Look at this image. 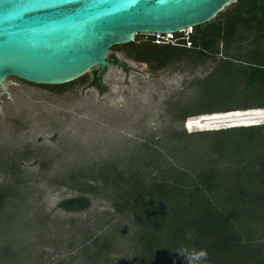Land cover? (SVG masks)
Masks as SVG:
<instances>
[{
	"label": "rangeland",
	"instance_id": "374dc122",
	"mask_svg": "<svg viewBox=\"0 0 264 264\" xmlns=\"http://www.w3.org/2000/svg\"><path fill=\"white\" fill-rule=\"evenodd\" d=\"M110 54L128 71L111 64L102 74L103 91L88 80L56 94L14 77L0 88V191L6 197L0 207V264H137L138 222L117 212L109 180L117 172L147 173L165 148L176 154L168 139L173 131L188 135L236 126L202 129L211 122L200 120L205 116L185 123L174 118L196 96L212 60L152 72L121 51ZM256 112L264 110L241 113ZM230 114L237 113L225 115ZM79 195L90 200L86 211L57 207Z\"/></svg>",
	"mask_w": 264,
	"mask_h": 264
},
{
	"label": "trees",
	"instance_id": "16d2710c",
	"mask_svg": "<svg viewBox=\"0 0 264 264\" xmlns=\"http://www.w3.org/2000/svg\"><path fill=\"white\" fill-rule=\"evenodd\" d=\"M160 37L162 42L157 43L156 35H136L134 41L110 51H121L152 72L180 62L198 65L212 60L211 71L198 82L196 96L177 111V122L264 110V0H236L186 37L182 32L173 34L176 42ZM108 59L114 65L120 62L113 54ZM97 71L93 70L91 79L85 74L66 84L35 85L62 94L89 80L103 91L104 71ZM257 121L188 135L173 131L168 139L175 142L176 154L165 148L161 160L147 165V173L141 169L126 175L117 172L109 180L118 196L117 212L133 215L138 222L137 264H187L177 254L182 246L206 249L205 264H264V123ZM186 148L191 153H185ZM5 200V192L0 191V207ZM57 207L79 213L90 207V200L79 195L60 201Z\"/></svg>",
	"mask_w": 264,
	"mask_h": 264
},
{
	"label": "water",
	"instance_id": "95a60500",
	"mask_svg": "<svg viewBox=\"0 0 264 264\" xmlns=\"http://www.w3.org/2000/svg\"><path fill=\"white\" fill-rule=\"evenodd\" d=\"M234 2L0 0V88L9 77L37 85H61L96 67L101 73L111 65L110 48L128 44L136 35L191 30L210 22Z\"/></svg>",
	"mask_w": 264,
	"mask_h": 264
},
{
	"label": "clouds",
	"instance_id": "9594fccd",
	"mask_svg": "<svg viewBox=\"0 0 264 264\" xmlns=\"http://www.w3.org/2000/svg\"><path fill=\"white\" fill-rule=\"evenodd\" d=\"M237 113V112H236ZM241 113V112H238ZM220 115V114H217ZM212 116H205V117H213ZM177 254L181 257H183L187 264H205V262L208 259V253L206 249H196L195 247L189 248L186 246H182L179 249H177Z\"/></svg>",
	"mask_w": 264,
	"mask_h": 264
},
{
	"label": "bare ground",
	"instance_id": "6f19581e",
	"mask_svg": "<svg viewBox=\"0 0 264 264\" xmlns=\"http://www.w3.org/2000/svg\"><path fill=\"white\" fill-rule=\"evenodd\" d=\"M254 120H264V114L239 117V118L223 119L222 121H219V122L211 121V122H208V126L217 125V124H224V123H243V122L254 121Z\"/></svg>",
	"mask_w": 264,
	"mask_h": 264
},
{
	"label": "built area",
	"instance_id": "2783aa9c",
	"mask_svg": "<svg viewBox=\"0 0 264 264\" xmlns=\"http://www.w3.org/2000/svg\"><path fill=\"white\" fill-rule=\"evenodd\" d=\"M163 36H164V39H163V40L166 41V42H170V41H172V42H176V39H174V38H173V35H171V34H169V35H163ZM165 36H167L169 39L165 40V38H166ZM156 37L158 38L159 35H156ZM160 38L162 39V37H160ZM160 38H159V39H160ZM161 39H160V40H156V42H157V43H161V42H162ZM237 113H238V112H237ZM220 115L224 116L225 114H220Z\"/></svg>",
	"mask_w": 264,
	"mask_h": 264
},
{
	"label": "flooded vegetation",
	"instance_id": "af4514ba",
	"mask_svg": "<svg viewBox=\"0 0 264 264\" xmlns=\"http://www.w3.org/2000/svg\"><path fill=\"white\" fill-rule=\"evenodd\" d=\"M101 84H102V81H101ZM103 86V85H102Z\"/></svg>",
	"mask_w": 264,
	"mask_h": 264
}]
</instances>
